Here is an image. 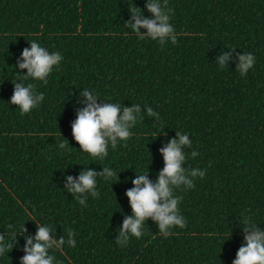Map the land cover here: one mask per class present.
Instances as JSON below:
<instances>
[{
	"label": "trees",
	"instance_id": "trees-1",
	"mask_svg": "<svg viewBox=\"0 0 264 264\" xmlns=\"http://www.w3.org/2000/svg\"><path fill=\"white\" fill-rule=\"evenodd\" d=\"M145 4L0 0V234L11 242L15 232L18 241L0 264H20L24 237L35 235L36 224L64 237L60 249L49 251L60 264H232L245 243L242 218L264 229V0H167L177 41L163 45L124 25L136 7L151 18ZM33 40L63 57L46 84L23 80L27 70L16 67ZM222 53L230 55L227 68L216 60ZM238 53L256 58L244 76L236 70ZM13 82L32 83L44 100L21 115L9 102ZM84 89L97 103L142 109L132 137L109 145L103 159L80 150L72 137ZM175 131L192 141L183 166L206 173L193 178V188L174 190L187 226L165 238L149 218L140 239L130 236L120 246L119 227L132 214L125 192L147 168L155 181L164 165L159 149ZM88 167L111 168L119 181L98 176L100 195L86 194L84 206L65 184Z\"/></svg>",
	"mask_w": 264,
	"mask_h": 264
},
{
	"label": "clouds",
	"instance_id": "clouds-1",
	"mask_svg": "<svg viewBox=\"0 0 264 264\" xmlns=\"http://www.w3.org/2000/svg\"><path fill=\"white\" fill-rule=\"evenodd\" d=\"M145 7L152 14L151 18L144 17L142 10L136 7L130 12L131 18L125 21L124 25L130 27L140 39L151 38L159 41L161 45L166 40L176 43L177 36L169 23L172 10L167 8V0H163V5L160 0H146ZM141 28L146 31L141 32ZM28 43L30 47L23 48L16 67L27 70L23 80L31 78L46 84L54 66H58L63 57L58 51L49 53L35 40ZM230 49L234 50V48ZM229 59V53H222L216 60L220 68H227L226 61ZM237 59L236 70L244 76L254 67L256 58L252 53H238ZM13 85L9 102L19 107L21 115L29 113L44 100V94L37 93L32 83L25 86L22 82H13ZM80 96L83 97L80 103L84 106L76 109V118L71 123L72 137L78 143L80 150L93 158L103 159L108 156L109 145L114 149L118 142L127 141L132 137L133 133L130 129L138 120L143 119L140 115L142 109L139 105L123 106L121 103L106 101L97 103L100 99L88 89L80 92ZM146 114L155 117L157 121L160 119L159 114L150 107L146 109ZM67 145H69L68 141ZM67 145L61 142L59 147L65 148ZM191 145L192 141L188 134L175 131V138L169 139L166 145L159 149L164 165L155 181L149 179L148 168L146 172L135 174V179L131 181L133 187L125 192L132 214L125 216L119 227V235L115 240L118 245H127L130 236L140 239L144 235V225L149 218L165 238L174 234L170 232L173 227L187 226L186 219L180 214L179 209L182 197L175 195L174 190L182 186L191 189L195 186L193 178H203L206 174L202 169H187L183 166L186 161L184 149ZM190 155L195 158L199 153L193 150ZM117 174L108 167H104L101 171L88 167L80 171L75 179L70 175L67 176L65 189L74 195L81 205L86 206V194H91L93 198H98L100 195L96 187L97 177L105 180L114 179L118 182ZM239 224L243 226L245 243L238 248L232 264H264V229L253 223L248 216L243 217ZM26 231L23 225V234ZM16 235L13 232L9 242L4 234H0V255L8 254L18 243ZM74 236L75 232L68 229L67 244L73 248L76 246ZM24 238V255L20 258V264H60L53 255L49 254V251L60 249L66 241L63 236L59 239L54 238L51 226L36 224L35 235H27ZM229 238L230 235L227 239Z\"/></svg>",
	"mask_w": 264,
	"mask_h": 264
}]
</instances>
